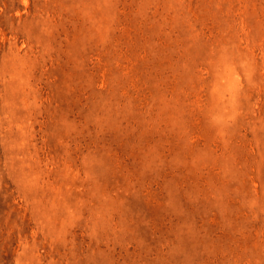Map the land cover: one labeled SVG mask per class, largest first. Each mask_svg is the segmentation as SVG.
<instances>
[{
    "label": "rangeland",
    "instance_id": "374dc122",
    "mask_svg": "<svg viewBox=\"0 0 264 264\" xmlns=\"http://www.w3.org/2000/svg\"><path fill=\"white\" fill-rule=\"evenodd\" d=\"M0 264H264V0H0Z\"/></svg>",
    "mask_w": 264,
    "mask_h": 264
}]
</instances>
